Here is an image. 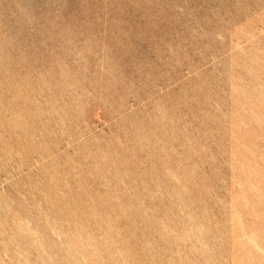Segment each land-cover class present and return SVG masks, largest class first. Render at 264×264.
<instances>
[{
	"label": "rangeland",
	"instance_id": "rangeland-1",
	"mask_svg": "<svg viewBox=\"0 0 264 264\" xmlns=\"http://www.w3.org/2000/svg\"><path fill=\"white\" fill-rule=\"evenodd\" d=\"M0 264H264V0H0Z\"/></svg>",
	"mask_w": 264,
	"mask_h": 264
}]
</instances>
